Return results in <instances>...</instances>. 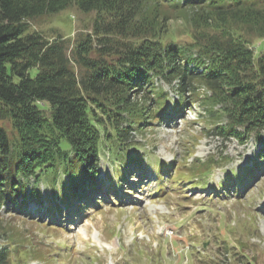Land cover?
<instances>
[{"label": "trees", "instance_id": "obj_1", "mask_svg": "<svg viewBox=\"0 0 264 264\" xmlns=\"http://www.w3.org/2000/svg\"><path fill=\"white\" fill-rule=\"evenodd\" d=\"M69 7L93 13L88 31L48 38L30 27ZM172 20L181 21V35ZM256 37H264V0H0V214H20L43 198L54 211L58 199L68 206L93 191L104 148L119 161V178L152 162L127 149L139 144L132 131L143 134L166 112L168 94L157 81L177 94L169 105L175 115L199 101L207 132L260 139L264 50L255 56ZM263 160L257 152L248 169ZM209 168L185 169L197 184ZM59 172L66 178L57 188ZM221 183L228 191L234 181ZM15 235L0 226V264H28L24 238L9 244ZM30 246L34 258L47 259L36 242Z\"/></svg>", "mask_w": 264, "mask_h": 264}, {"label": "rangeland", "instance_id": "obj_2", "mask_svg": "<svg viewBox=\"0 0 264 264\" xmlns=\"http://www.w3.org/2000/svg\"><path fill=\"white\" fill-rule=\"evenodd\" d=\"M92 18L93 13L69 7L31 20L30 27L48 38L59 34L73 39L78 32L90 29ZM170 26L176 35L182 34L177 32L183 30L180 20H172ZM251 44L257 56L264 50V37L253 38ZM156 84L168 92V106L163 109L171 114L168 108L177 94L165 82ZM198 102L190 106L188 102L179 109L182 113L160 119L143 134L132 131L131 142L139 144L128 146L129 153L149 154L175 168L171 179H162L166 186L164 193L156 191V169L153 162H148L144 172L132 171L135 180L132 184L127 181L115 191L97 194L96 197L102 198L99 206L87 204L75 208L74 204L73 216L68 217L63 208L55 216L50 210L47 213L46 198L42 203L30 201L29 208L20 214L1 212L0 226L10 227L18 235L9 239V244L12 246L19 242L18 238H24L20 240L24 243V253H28L23 255L28 264H199L198 257L202 256L214 260L209 264H264V164L252 170L256 174L247 178L244 188L237 182L224 194L217 183L247 167L253 154L264 153V134L257 139L252 134L226 137L207 132L209 127L203 121L207 115ZM161 113L164 118L165 112ZM3 123L10 128L9 123ZM193 162H202L211 168L206 185L190 184L196 178L185 168ZM118 164L104 148L97 179L108 183ZM63 178L66 177L59 172L57 188ZM47 186L45 180L39 184L43 192ZM127 187L130 195L120 202V194ZM233 188L239 193H232ZM211 194L213 198L209 199ZM60 222L62 225L57 224ZM53 241L60 242L57 246L60 251L67 252L73 247L75 254L71 252L69 258L67 254L61 257L48 251L45 247ZM35 242L49 252L46 260L34 258L30 244ZM194 249L198 253L194 254ZM12 258L15 259L14 254Z\"/></svg>", "mask_w": 264, "mask_h": 264}]
</instances>
